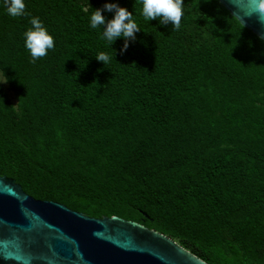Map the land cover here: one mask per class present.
Wrapping results in <instances>:
<instances>
[{
	"label": "trees",
	"instance_id": "trees-1",
	"mask_svg": "<svg viewBox=\"0 0 264 264\" xmlns=\"http://www.w3.org/2000/svg\"><path fill=\"white\" fill-rule=\"evenodd\" d=\"M25 3L20 17L0 4V74L16 100L0 87V176L209 264H264V41L218 0H185L180 30L119 0L142 28L121 52L123 38L89 27L105 0ZM31 16L55 38L35 63Z\"/></svg>",
	"mask_w": 264,
	"mask_h": 264
},
{
	"label": "water",
	"instance_id": "water-1",
	"mask_svg": "<svg viewBox=\"0 0 264 264\" xmlns=\"http://www.w3.org/2000/svg\"><path fill=\"white\" fill-rule=\"evenodd\" d=\"M258 37L264 21L249 0H218ZM0 264H209L170 237L122 217L88 216L39 200L0 176Z\"/></svg>",
	"mask_w": 264,
	"mask_h": 264
},
{
	"label": "clouds",
	"instance_id": "clouds-1",
	"mask_svg": "<svg viewBox=\"0 0 264 264\" xmlns=\"http://www.w3.org/2000/svg\"><path fill=\"white\" fill-rule=\"evenodd\" d=\"M8 15L20 17L30 15L26 10L25 0H0ZM140 14L143 19L150 22L157 19L161 25L171 24L172 30H180L182 19L186 14L185 0H141ZM249 13L257 14L258 19L264 21V0H249ZM104 13H110L108 18ZM31 27L24 32V44L32 57V62L48 55L49 50L55 47V38L47 26L38 16H31ZM89 27L101 30L102 38L113 45L118 38H123L124 43L120 49L126 52L131 42L137 39V33L142 29L134 17L133 11L122 6L119 0H105L101 8L95 10L89 16ZM259 39L264 41V35ZM116 55V53H115ZM104 66L109 64L113 57L107 52L100 51L95 55ZM0 80V82H7Z\"/></svg>",
	"mask_w": 264,
	"mask_h": 264
},
{
	"label": "rangeland",
	"instance_id": "rangeland-1",
	"mask_svg": "<svg viewBox=\"0 0 264 264\" xmlns=\"http://www.w3.org/2000/svg\"><path fill=\"white\" fill-rule=\"evenodd\" d=\"M0 80H5L1 74H0ZM0 87L6 92V94H7L8 97L10 98V100H11L14 104H16L15 97H14L13 93L9 90L7 83H5V82H0Z\"/></svg>",
	"mask_w": 264,
	"mask_h": 264
}]
</instances>
